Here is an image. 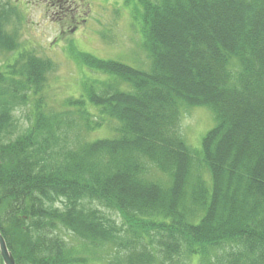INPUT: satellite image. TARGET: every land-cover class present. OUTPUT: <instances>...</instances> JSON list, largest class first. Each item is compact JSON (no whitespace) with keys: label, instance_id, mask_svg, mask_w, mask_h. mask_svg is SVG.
Wrapping results in <instances>:
<instances>
[{"label":"trees","instance_id":"16d2710c","mask_svg":"<svg viewBox=\"0 0 264 264\" xmlns=\"http://www.w3.org/2000/svg\"><path fill=\"white\" fill-rule=\"evenodd\" d=\"M139 2L150 69L82 54L87 100L49 107L34 53L0 66V234L16 264H264V0ZM194 108L215 121L199 151Z\"/></svg>","mask_w":264,"mask_h":264},{"label":"rangeland","instance_id":"374dc122","mask_svg":"<svg viewBox=\"0 0 264 264\" xmlns=\"http://www.w3.org/2000/svg\"><path fill=\"white\" fill-rule=\"evenodd\" d=\"M0 8L5 9L3 17L8 31L17 35L21 46L16 53L0 54V66L5 69L14 64L18 54L25 51L50 61L53 70L47 72L42 96L52 109H61L58 105L69 98L87 100L88 80L98 78L81 64L82 54L138 70L151 67L139 0H0ZM32 110L29 107L16 114L21 126L28 125ZM113 126L105 122L88 139L112 138ZM214 126V117L207 109L183 111L181 133L193 150H201L203 138ZM118 221L121 224L120 218ZM64 237L69 243L73 240L69 235ZM109 255L83 252L80 257L88 259L86 264H106Z\"/></svg>","mask_w":264,"mask_h":264},{"label":"water","instance_id":"95a60500","mask_svg":"<svg viewBox=\"0 0 264 264\" xmlns=\"http://www.w3.org/2000/svg\"><path fill=\"white\" fill-rule=\"evenodd\" d=\"M0 255L4 264H16L15 258L9 251L7 243L3 236L0 234Z\"/></svg>","mask_w":264,"mask_h":264}]
</instances>
